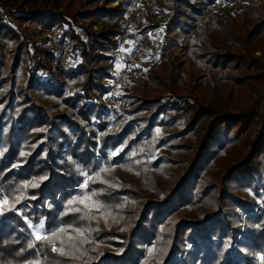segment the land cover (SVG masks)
I'll return each mask as SVG.
<instances>
[{
  "label": "trees",
  "instance_id": "trees-1",
  "mask_svg": "<svg viewBox=\"0 0 264 264\" xmlns=\"http://www.w3.org/2000/svg\"><path fill=\"white\" fill-rule=\"evenodd\" d=\"M114 1L0 0V264H264V0L233 16L213 6L235 0H159L164 20L140 15L150 55L187 39L194 64L155 59L147 97L131 74L107 128L98 79L116 76L106 41L118 46L131 5ZM244 130L245 159L224 168Z\"/></svg>",
  "mask_w": 264,
  "mask_h": 264
},
{
  "label": "rangeland",
  "instance_id": "rangeland-1",
  "mask_svg": "<svg viewBox=\"0 0 264 264\" xmlns=\"http://www.w3.org/2000/svg\"><path fill=\"white\" fill-rule=\"evenodd\" d=\"M101 1L104 2L105 7H117L118 8L122 4L120 1H114V2H110L111 0H101ZM147 2L149 3V5L151 7V12L147 11L144 8L145 3H147ZM158 2H159V0H131V5L129 6L128 10L126 11V13H124L121 16V21H122V25H123L122 28L125 32H124L123 36L118 38V41H119L118 46L116 48L112 49L109 42L106 41V48L114 56V66H113L112 70L115 73V75L120 74L122 70H125L127 68L133 69V68L138 67L137 69L140 72H139V74L134 73L135 75H138L135 79L143 82L142 86H136L137 85L136 81L134 80V78H130L131 75H129L128 77L125 78V81L118 86L120 104L114 108L109 106L110 109L106 110L105 113L108 115L107 116V120H108L107 128H111L113 126L114 121L116 123L119 122L116 118L119 110H116L115 108H122L125 106L126 98L122 95L126 92L130 93L132 86H136V90H140L142 95H144L145 97H147L148 95L151 94L152 89H155L154 90L155 95L158 93L156 86L152 82H150L148 79L145 78L146 77L145 72L148 69H150L151 63H153V61L155 59L156 60L160 59V60H163L164 62H167L169 60V55L171 54L177 63L191 62V64H194V59L191 57L189 51L186 50V48L189 45L187 42V39L182 42L180 47L175 48L172 51H170L169 53H166L162 56H160L157 53L151 54V55H153V56H151L150 51H149L150 50V48H149L150 46H149V47H146L149 49H143L141 51L139 58H138V60H136L134 65H132L129 62L123 63L121 61L122 59H124L128 55V51L133 49L134 44L137 42L138 38H140V36L142 35L140 27L143 25V21L139 17L140 15L142 17L147 18V20H151L152 23H154L158 19H160V20L165 19V15L161 14L157 11L156 6L158 5ZM248 4H249V0H235L233 3H230V4H223V3H220L219 1H217L213 7L215 9L224 10L229 15L233 16V12H234L233 8L241 9V8L247 6ZM144 11H146V13L148 15L143 16L145 13ZM36 29H37V27H35V26H30L27 28L28 31H33V32H35ZM143 34H145V33H143ZM149 36L151 38L153 36V34L152 35L149 34ZM157 36H158V34H157ZM39 37H41V35H33V38H39ZM53 42H54V39L51 41V43H53ZM107 43H108V45H107ZM10 50L11 49H7L6 52H11ZM65 50H66L65 56H63V53L61 52V58H62L61 62H63V57L69 56L66 48H65ZM3 61L5 62L6 66L8 67V59H7V61L6 60H3ZM76 61H79V57L76 58ZM96 64L98 65V59L96 60ZM155 71L157 73L159 71L161 76L165 79V76L162 73L161 69H158L156 67ZM11 76L12 77L14 76L13 72H11ZM113 79H114V77H112L110 80L98 79V82L101 81L103 83H109L110 85H112ZM107 91L104 93H102V92L97 93V100L100 101L99 99H102V96H104L107 93ZM255 100H256L255 96H253V98H251V99L246 98L239 105H237L233 108H229L228 109L229 111L228 110L227 111L232 112V113H239V112L243 111L246 107H250L252 104H254ZM247 113L250 114L249 112H247ZM248 114H246V115L249 116ZM208 121H210V119H207V122ZM252 125L254 126L256 124H252ZM255 129L259 130V127L257 126V127H255ZM169 131H171L170 127H163V128H155L153 132L156 134H163V133H167ZM246 134H247V132H246V130H244V131L240 132L239 135H237V141H235L236 143L234 144L233 150L231 152L227 153V155L219 162V164H222V166L224 168H227L230 165H233V166L237 165L238 163L242 162L245 159L244 138H245ZM160 154H169V150L167 148H164V147L159 148L158 150L155 151L154 156H158ZM97 157L100 160V156L97 155ZM87 179L88 178L86 177V179L81 183L82 187L85 186ZM158 182H162V179L158 178ZM246 193L248 195H250L251 197L253 196L249 190H246ZM255 199L258 202V207L260 205L262 206V204L260 203V199L259 198H255ZM0 206H1V202H0ZM41 225H42V223H40L36 226H31L32 233H33V236L35 238H37L38 236L40 237L43 233V226H41ZM122 233H124V232L122 231ZM99 258H100V255L97 257V260H99ZM74 264H83V259L76 261Z\"/></svg>",
  "mask_w": 264,
  "mask_h": 264
},
{
  "label": "built area",
  "instance_id": "built-area-1",
  "mask_svg": "<svg viewBox=\"0 0 264 264\" xmlns=\"http://www.w3.org/2000/svg\"><path fill=\"white\" fill-rule=\"evenodd\" d=\"M144 8L147 11L151 12V7L148 2L145 3ZM150 44H151V38L149 34L148 33L142 34L140 38L137 40V42L134 44L133 49L128 51V55L121 61L123 63L129 62L132 65H134L136 60H138L141 51L144 48L149 47ZM60 49H61V52L63 53V56H65V51H66L65 47L61 45ZM137 68L138 67L133 68V69L127 68L125 70H122L120 74L116 75L114 79L112 80L113 83L112 85H110L107 93L104 96H102V99H99V100L101 102H105L108 106L112 108L118 106L120 104L118 86L122 84L125 81V78L128 77L129 75L134 74V73L139 74L140 71ZM259 208H263V206L260 205Z\"/></svg>",
  "mask_w": 264,
  "mask_h": 264
},
{
  "label": "snow or ice",
  "instance_id": "snow-or-ice-1",
  "mask_svg": "<svg viewBox=\"0 0 264 264\" xmlns=\"http://www.w3.org/2000/svg\"><path fill=\"white\" fill-rule=\"evenodd\" d=\"M113 155H115V153H113ZM101 171H104V169H101ZM89 179H91V177L89 178ZM87 185L85 184V187H86ZM75 202V198L73 199V200H70L69 201V204H72V203H74ZM81 203H83V201H80ZM101 206H99V205H97V208L99 209ZM74 211H79V209H74ZM42 226V225H41ZM61 232H63L64 231V229H61L60 230ZM52 235L53 236H55L56 235V233L55 232H53L52 233ZM38 239H41L42 237H37ZM43 239H48L47 237H43ZM53 251H59L60 253H61V255H64L65 253H64V251H63V249L62 248H56L55 247V245H53V249H52Z\"/></svg>",
  "mask_w": 264,
  "mask_h": 264
}]
</instances>
